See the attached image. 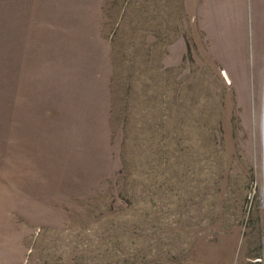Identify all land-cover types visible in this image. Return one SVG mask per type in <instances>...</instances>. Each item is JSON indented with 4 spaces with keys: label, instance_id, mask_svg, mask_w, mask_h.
<instances>
[{
    "label": "rangeland",
    "instance_id": "374dc122",
    "mask_svg": "<svg viewBox=\"0 0 264 264\" xmlns=\"http://www.w3.org/2000/svg\"><path fill=\"white\" fill-rule=\"evenodd\" d=\"M189 7L0 0V264H264V0Z\"/></svg>",
    "mask_w": 264,
    "mask_h": 264
},
{
    "label": "crops",
    "instance_id": "0c3cea01",
    "mask_svg": "<svg viewBox=\"0 0 264 264\" xmlns=\"http://www.w3.org/2000/svg\"><path fill=\"white\" fill-rule=\"evenodd\" d=\"M204 3V0H187V14H188V9L190 8L189 6H191V8H195L196 11H198L199 9H201V5Z\"/></svg>",
    "mask_w": 264,
    "mask_h": 264
}]
</instances>
